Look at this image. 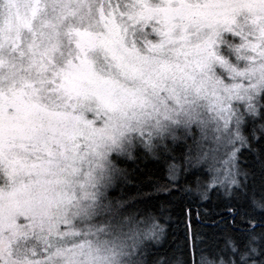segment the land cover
Returning a JSON list of instances; mask_svg holds the SVG:
<instances>
[{"label":"snow or ice","instance_id":"snow-or-ice-1","mask_svg":"<svg viewBox=\"0 0 264 264\" xmlns=\"http://www.w3.org/2000/svg\"><path fill=\"white\" fill-rule=\"evenodd\" d=\"M0 264H264V0H0Z\"/></svg>","mask_w":264,"mask_h":264},{"label":"trees","instance_id":"trees-1","mask_svg":"<svg viewBox=\"0 0 264 264\" xmlns=\"http://www.w3.org/2000/svg\"><path fill=\"white\" fill-rule=\"evenodd\" d=\"M160 199H164V197H160ZM178 211H179L178 208L172 210L171 212L172 218L166 222V226L168 228L169 233L172 236L182 238L184 234L185 225L183 222V218L177 215ZM161 223H165V221L161 220Z\"/></svg>","mask_w":264,"mask_h":264}]
</instances>
